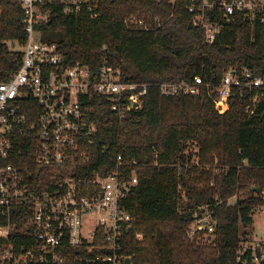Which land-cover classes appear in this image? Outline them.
Instances as JSON below:
<instances>
[{
    "label": "trees",
    "instance_id": "1",
    "mask_svg": "<svg viewBox=\"0 0 264 264\" xmlns=\"http://www.w3.org/2000/svg\"><path fill=\"white\" fill-rule=\"evenodd\" d=\"M59 2L43 8L48 17L38 24L42 41L57 44L68 64L79 62L96 71L107 62L127 81L149 88L143 109L123 120L108 102L91 104L99 134L89 171L112 170L123 154L127 168L138 176L126 201L135 230L125 236L122 254L132 257V264H241L236 249L254 223V207L262 205L252 188L264 190V90L252 117L246 92L234 90L223 115L212 98L232 68L264 75V26L229 23L207 44L184 0L175 6L171 0H100L98 17L86 10L67 16ZM24 16L17 0H0V81L19 68L21 54L11 52L8 43L26 42ZM133 16L148 30L130 28L126 19ZM195 77L212 86L210 95L205 90L199 96L160 94L164 83ZM188 144L199 151L197 164L186 154ZM27 166L39 183L57 174L32 159ZM237 194L235 204L228 205ZM201 205L214 208L216 231L209 240L192 241L187 231ZM77 255L88 252L70 248L65 264H93L75 261Z\"/></svg>",
    "mask_w": 264,
    "mask_h": 264
},
{
    "label": "built area",
    "instance_id": "2",
    "mask_svg": "<svg viewBox=\"0 0 264 264\" xmlns=\"http://www.w3.org/2000/svg\"><path fill=\"white\" fill-rule=\"evenodd\" d=\"M17 1L24 10L26 42H9L21 48L10 49L21 54L20 65L0 81V264H65L70 248L88 252L75 261L126 264L130 259L132 264V257L122 251L125 236L135 230L126 201L138 185V176L127 168L123 154L117 156L112 170L89 171L91 148L99 134L91 104L106 101L123 120L143 109L149 88L127 81L121 69L107 62L96 71L79 62L68 64L59 46L42 41L38 31V24L48 17L43 8L52 0ZM184 1L207 44H213L229 23L264 26V0ZM59 4L67 16L86 10L98 17L100 0H60ZM126 24L148 30L135 16ZM211 88L195 77L191 82L164 83L159 90L164 97H177L199 96L204 90L210 95ZM234 90L251 96L247 114L255 116L264 75L247 68L227 71L212 98L219 114L229 110ZM198 153L196 146L188 144L186 154L192 156V164L198 163ZM29 159L57 174L46 183L36 182L27 169ZM255 193L262 205L254 207V213L264 212V190ZM238 196L227 204H235ZM215 202L221 203L218 198ZM214 214L210 205L197 208L187 231L190 240L212 238ZM246 230L236 249L237 261L264 264V232L257 236ZM136 238L142 240L143 235Z\"/></svg>",
    "mask_w": 264,
    "mask_h": 264
},
{
    "label": "rangeland",
    "instance_id": "3",
    "mask_svg": "<svg viewBox=\"0 0 264 264\" xmlns=\"http://www.w3.org/2000/svg\"><path fill=\"white\" fill-rule=\"evenodd\" d=\"M9 46H10V49H14V50L21 49L20 46L17 44L15 45L16 47H14L12 43H9ZM253 219H254V224L248 229V232L246 230L247 234L249 235L254 234L257 236H262L264 232V212H255L253 214Z\"/></svg>",
    "mask_w": 264,
    "mask_h": 264
},
{
    "label": "water",
    "instance_id": "4",
    "mask_svg": "<svg viewBox=\"0 0 264 264\" xmlns=\"http://www.w3.org/2000/svg\"><path fill=\"white\" fill-rule=\"evenodd\" d=\"M252 191L257 192L258 191V188L253 187L252 188ZM126 264H131V260L130 259H127L126 260Z\"/></svg>",
    "mask_w": 264,
    "mask_h": 264
}]
</instances>
